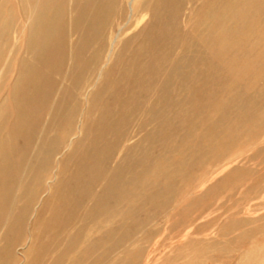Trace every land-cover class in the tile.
Here are the masks:
<instances>
[{
    "label": "rangeland",
    "instance_id": "obj_1",
    "mask_svg": "<svg viewBox=\"0 0 264 264\" xmlns=\"http://www.w3.org/2000/svg\"><path fill=\"white\" fill-rule=\"evenodd\" d=\"M210 1L173 2L174 20L168 27V33L177 36L173 51L165 39V25L153 22L156 0L117 1L111 24L101 32L104 44L110 36L103 63L78 96L72 132L54 157L45 190L37 197L23 233L16 237L11 258L5 261L4 254H0V264H120L124 258L128 259L126 264H239L247 261V251L264 245V229H260L264 223V0H215L219 11L225 13L223 29L209 26L212 54L201 51L196 57L192 69L202 74L194 82L193 96L189 86L181 88L175 78L171 93L181 103L156 104L159 83L177 59L179 47L194 43L205 29V7ZM33 6L34 1L25 7L24 0H0V25L7 18L13 35L8 44L0 41V104L13 81L15 69L9 68L10 62L18 57V39L28 25ZM66 13L67 27V7ZM152 33L164 35V40H157L155 50L145 53L147 37ZM76 40L77 35L68 38L67 47ZM84 41L77 61L96 45L90 35ZM125 43L122 60L113 62ZM210 56L212 70L204 73L200 63ZM67 66L58 78L51 101L67 86ZM109 69L115 77L127 71L131 82V116L122 110L113 119L120 123L123 134L110 160L111 167L131 162V187L127 189L130 211L122 213L126 202L120 199L115 208V229L108 234L104 226L97 236L99 245L77 256L81 241L71 240L76 237L74 221L65 229L50 232H42L39 223L52 210L48 204L59 181L58 165L68 158L66 166L70 170L82 149L76 148L78 130L84 119L94 120L97 109L91 95ZM67 106L66 102L60 111H53L52 118L60 121ZM148 111H154L152 118H148ZM48 123L47 111L41 115L33 148ZM60 126L57 133L63 130L62 121ZM29 158L30 155L24 168ZM21 178L19 175L10 185L0 223V241ZM101 185L97 183L93 192H98ZM200 204L212 205L199 211ZM236 221L238 225L230 224ZM89 226L91 223L86 228ZM111 238L117 239L114 247ZM2 248L0 242V252Z\"/></svg>",
    "mask_w": 264,
    "mask_h": 264
},
{
    "label": "bare ground",
    "instance_id": "obj_2",
    "mask_svg": "<svg viewBox=\"0 0 264 264\" xmlns=\"http://www.w3.org/2000/svg\"><path fill=\"white\" fill-rule=\"evenodd\" d=\"M33 1L28 25L18 39L20 52L17 59L10 62L9 68L14 66L15 69L13 81L7 97L0 104V132L4 133V136L0 137V223L7 206L10 185L22 175L15 190V201L1 230L0 242L3 248L0 254H4L5 261L11 258V247L16 237L23 233L24 223L31 214L37 197L45 190L44 182L53 168L57 151L66 136L72 132L70 126L79 102L78 96L103 63L110 36L104 44L101 42V32L111 24L118 0H24L25 7ZM173 2L175 0H156L153 8V22L160 26L165 25V39L171 51L177 42V36L172 37L171 33H168V27L174 20ZM218 4V1L211 0L206 5V27L197 35L195 42L179 47L177 59L171 63L164 80L159 83L158 91L156 90L157 105L163 106L168 101L175 105L181 103V99L171 93L175 78L179 79L181 88L188 85L193 96L194 82L197 76L202 74L199 70L192 69L197 61L196 57L201 51L212 54V50L209 52L210 45H213L208 37L209 26L219 25L217 27L223 29L222 18L225 13L219 11ZM66 7L69 14L67 27ZM225 11L228 13L229 7ZM6 19V23L0 25V41L8 44L13 35L11 24ZM73 35H77V40L69 48L66 41ZM88 35L94 39L96 45L86 57L77 61ZM157 40H164V35L157 37L153 33L150 34L143 51L148 53L149 49L155 50ZM126 46L127 43L117 51L113 62L122 60ZM114 52L113 46L112 55ZM127 53L131 57V54ZM210 58L211 56L200 63L204 73L212 70ZM122 63L123 61L120 64ZM66 66L64 83L67 86L61 88L55 101H51L58 78ZM126 73L127 71L116 74L115 77L110 69L107 70L102 77L105 78L104 81L99 83L91 95L92 105L97 109L96 116L92 121L84 119L81 123L78 130L80 140L76 148L82 146V149L71 169L66 166L68 158L58 165L59 181L51 192L48 204L52 206V210L49 216L39 223L42 232H50L55 228L65 229L74 221L73 231L76 232V237L71 240L73 243L81 241V250L77 256L81 252L86 255L90 249L99 245L97 236L101 235L104 226L108 227V234L115 229V208L120 199L126 202L122 213L127 214L130 211V193L127 189L131 187V162L127 166H110L112 154L123 134L120 123L113 119L122 110L131 116V82L127 79L129 74ZM104 92L106 97L101 98ZM66 102L68 106L63 110L62 119L58 121L59 119L52 118L53 111H60ZM47 111L49 123L45 126L39 143L33 148L41 115ZM153 114L154 111H148V118H152ZM61 121L63 130L57 133L61 128ZM28 155V166L24 168ZM97 183H102L101 188L98 192H93ZM209 205L200 204L197 210L203 211ZM79 210L81 214H77ZM90 223L91 226L86 228ZM230 224L235 226L239 222ZM262 228L264 229V223L260 226V229ZM111 239L114 241L111 244L114 247L117 239ZM244 257L247 261L239 264H264V245L247 251ZM127 262L128 259L124 258L120 264ZM115 264L119 263L116 261Z\"/></svg>",
    "mask_w": 264,
    "mask_h": 264
}]
</instances>
